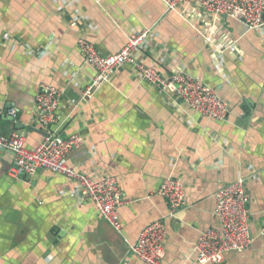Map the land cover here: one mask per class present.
Listing matches in <instances>:
<instances>
[{
  "label": "crops",
  "instance_id": "crops-1",
  "mask_svg": "<svg viewBox=\"0 0 264 264\" xmlns=\"http://www.w3.org/2000/svg\"><path fill=\"white\" fill-rule=\"evenodd\" d=\"M186 13L166 10L161 0H0V133L23 134L27 147L36 146L45 133L36 120L37 87H57L62 95L50 128L63 138L84 137L68 164L114 175L126 199L116 231L83 195L72 194L66 176L38 169L11 177L13 154L1 150L0 264H144L128 245L146 223L168 216L157 189L169 176L184 184L186 204L164 219L163 264H195L196 240L215 223L213 193L236 179L249 196L252 242L221 264H264V32L222 18L216 49L193 27H201V11ZM133 28L150 29L154 39L139 59L164 75L176 67L203 79L230 105L227 118L165 102L130 64L83 98L95 69L77 40L115 53Z\"/></svg>",
  "mask_w": 264,
  "mask_h": 264
},
{
  "label": "built area",
  "instance_id": "built-area-1",
  "mask_svg": "<svg viewBox=\"0 0 264 264\" xmlns=\"http://www.w3.org/2000/svg\"><path fill=\"white\" fill-rule=\"evenodd\" d=\"M161 2L166 10L176 11L183 18L190 8H198L203 22L201 27H193L216 49L218 46L213 41L214 37L218 38L217 33L221 29L219 20L222 18H233L250 30L264 32V0H161ZM76 24L75 20L70 22L71 26ZM151 36L150 29L133 28L126 35L123 46L115 53H102L87 39H78V48L84 61L95 69L94 77L83 86V98L92 97L97 88L109 81L121 66L130 64L142 80L156 88L165 102L175 103L176 107L183 111L189 108L205 118L225 120L230 112V105L203 79L176 67L172 68L168 75H164L154 63H146L138 58V53L145 52L154 44ZM168 57L171 58L169 55ZM158 62L166 64L163 61ZM61 95L62 91L51 84L40 83L37 87L36 120L43 126L45 133L36 146L27 147L23 134L0 133V151L8 150L14 157L8 174L13 178H20L31 176L38 169H45L66 176L73 181L72 194L83 195L82 198L93 204L96 214L116 231H120L122 224L119 209L126 199L117 178L112 174H101L93 167L76 169L69 165L67 155L83 144V135L73 133L63 138L50 128L57 119ZM8 113L14 118L17 112L11 107ZM157 193L168 205V216L186 204L185 186L179 178L165 177ZM213 202L215 223L201 230L196 240L195 264H221L227 253L241 252L252 242L249 196L243 180L236 179L219 184L213 193ZM168 216L142 226L134 242L128 245L129 254L144 264H163L167 240L164 219ZM261 234L264 235V224L261 227Z\"/></svg>",
  "mask_w": 264,
  "mask_h": 264
},
{
  "label": "rangeland",
  "instance_id": "rangeland-1",
  "mask_svg": "<svg viewBox=\"0 0 264 264\" xmlns=\"http://www.w3.org/2000/svg\"><path fill=\"white\" fill-rule=\"evenodd\" d=\"M110 225V224H109Z\"/></svg>",
  "mask_w": 264,
  "mask_h": 264
}]
</instances>
